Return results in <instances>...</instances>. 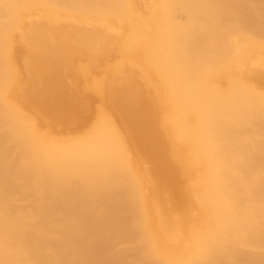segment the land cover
Masks as SVG:
<instances>
[{
	"label": "bare ground",
	"instance_id": "6f19581e",
	"mask_svg": "<svg viewBox=\"0 0 264 264\" xmlns=\"http://www.w3.org/2000/svg\"><path fill=\"white\" fill-rule=\"evenodd\" d=\"M0 264H264V0H0Z\"/></svg>",
	"mask_w": 264,
	"mask_h": 264
}]
</instances>
